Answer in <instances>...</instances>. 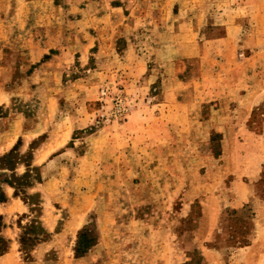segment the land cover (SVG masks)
I'll use <instances>...</instances> for the list:
<instances>
[{
	"label": "rangeland",
	"instance_id": "1",
	"mask_svg": "<svg viewBox=\"0 0 264 264\" xmlns=\"http://www.w3.org/2000/svg\"><path fill=\"white\" fill-rule=\"evenodd\" d=\"M7 154L0 264H264V0H0Z\"/></svg>",
	"mask_w": 264,
	"mask_h": 264
},
{
	"label": "crops",
	"instance_id": "2",
	"mask_svg": "<svg viewBox=\"0 0 264 264\" xmlns=\"http://www.w3.org/2000/svg\"><path fill=\"white\" fill-rule=\"evenodd\" d=\"M12 209H14L15 212H22L24 211L25 207L20 199H15V197L10 195L6 201L0 202V211H2L3 213H12Z\"/></svg>",
	"mask_w": 264,
	"mask_h": 264
},
{
	"label": "trees",
	"instance_id": "3",
	"mask_svg": "<svg viewBox=\"0 0 264 264\" xmlns=\"http://www.w3.org/2000/svg\"><path fill=\"white\" fill-rule=\"evenodd\" d=\"M12 153V151H10L8 154H11ZM8 154L7 155H5V156H3V157H1L0 159V161L2 162L4 159H6L7 158V156H8ZM14 167H11L10 169L12 170ZM28 172H27V170H25V172L23 173V174H21V176H19L18 178H19V180H21V179H25L26 178V174H27ZM14 177H16V175L14 176ZM260 181H264V167H263V170H262V173H261V179H260ZM2 182H6L7 184H9V185H12L13 186V182L12 181H10V180H3ZM17 193H16V190H15V195H16ZM6 199V197H5V194H4V192H3V190H2V188H1V186H0V202H2V201H4ZM235 211H233L232 213H234ZM21 240H22V238H21ZM241 241H242V239H240ZM5 248L6 247H3V248H0V253H2V252H4L5 251Z\"/></svg>",
	"mask_w": 264,
	"mask_h": 264
}]
</instances>
